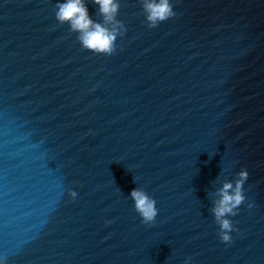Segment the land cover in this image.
<instances>
[{"label":"water","instance_id":"95a60500","mask_svg":"<svg viewBox=\"0 0 264 264\" xmlns=\"http://www.w3.org/2000/svg\"><path fill=\"white\" fill-rule=\"evenodd\" d=\"M172 2L150 28L142 0H120L107 54L56 20L57 0H0L8 264H264V0ZM241 168L224 243L211 208ZM133 188L155 198V223Z\"/></svg>","mask_w":264,"mask_h":264},{"label":"clouds","instance_id":"9594fccd","mask_svg":"<svg viewBox=\"0 0 264 264\" xmlns=\"http://www.w3.org/2000/svg\"><path fill=\"white\" fill-rule=\"evenodd\" d=\"M102 20H94L89 14L86 0H57L55 17L60 23H67L70 29L78 33L83 48L98 53H115L116 37L126 31L116 13L120 0H93ZM144 18L148 27H156L161 22L175 15L172 0H142ZM248 170L241 168L235 181H225L218 189V198L211 208L214 220L218 225V237L221 242L230 243L231 233L236 231L231 217L237 215L240 206L245 203L243 185L248 178ZM76 188L68 187L69 194H75ZM133 207L147 225L155 223L158 215L155 198L142 188L130 190ZM252 202L247 207L252 208ZM0 264H8V259L0 255ZM183 264H192V257L186 256Z\"/></svg>","mask_w":264,"mask_h":264}]
</instances>
